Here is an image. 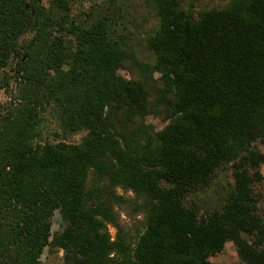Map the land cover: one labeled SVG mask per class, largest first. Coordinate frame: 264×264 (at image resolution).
<instances>
[{"label":"trees","instance_id":"16d2710c","mask_svg":"<svg viewBox=\"0 0 264 264\" xmlns=\"http://www.w3.org/2000/svg\"><path fill=\"white\" fill-rule=\"evenodd\" d=\"M70 1L0 0V72L14 66L0 78V264H40L46 247L61 251L59 264H209L226 242L241 264H264L253 192L264 166L253 147L264 139V0L196 14L179 0H141L154 19L142 61L128 31L138 30L135 0L75 16ZM126 64L159 74L156 97L117 74ZM159 108L167 123L153 132L142 120ZM223 167L231 185L200 215L188 197ZM116 187L143 198L133 242L113 212Z\"/></svg>","mask_w":264,"mask_h":264},{"label":"rangeland","instance_id":"374dc122","mask_svg":"<svg viewBox=\"0 0 264 264\" xmlns=\"http://www.w3.org/2000/svg\"><path fill=\"white\" fill-rule=\"evenodd\" d=\"M102 0H72L69 3L70 13L75 16L88 9L92 2L97 3ZM230 0H179V6L184 11H189L196 14L201 11L210 9L224 8ZM138 7V18L136 19V25L138 30L131 25L128 26V31L134 36V42L137 45L138 60H146L149 54L143 49V37L150 32L154 25V19L151 16V12L144 8L141 0L134 1ZM43 5L46 4L45 0H41ZM132 36V37H133ZM153 63V59L150 63ZM151 63V64H152ZM13 63H10L2 72H0V78L8 79L10 70L13 68ZM117 74L123 79H141L145 81L148 87H151V94L156 97V90H159L162 83L159 81V74L154 72L152 75L147 74L145 77H140L138 70L130 65L126 64L124 67L117 70ZM9 85H12V81H9ZM9 95L7 92L0 91V104L5 105L8 103ZM165 113L159 109H155L153 113H149L144 116L142 125L149 127L153 132L159 131L166 125L167 119ZM51 120L47 119L42 129V138L48 141L52 140L50 127ZM83 133L72 134L67 137V143H77ZM253 147L261 153H264V139L262 141L255 142ZM259 171L262 175V180L253 186L254 196L258 200L257 214L264 220V166H260ZM215 180L209 188L204 189L198 193H193L188 197V200L195 203L198 206L200 215H204L207 211L213 208H217L218 199L223 197L227 186L231 185L230 173L226 167H223L216 173ZM113 193L119 197L113 205V212L117 216L118 224L121 229V236L126 241L133 242L137 235L143 231L144 226V210H143V198L135 195L132 191L126 190L121 187H116ZM61 230V221L57 211L53 212L50 218V234H56ZM107 233L110 239L113 238L115 230L113 227L107 225ZM62 253L57 249L44 248L40 256V264H59L61 262ZM209 264H241L239 258L235 253L234 246L230 242H226L223 245V249L220 253L208 257Z\"/></svg>","mask_w":264,"mask_h":264},{"label":"water","instance_id":"95a60500","mask_svg":"<svg viewBox=\"0 0 264 264\" xmlns=\"http://www.w3.org/2000/svg\"><path fill=\"white\" fill-rule=\"evenodd\" d=\"M25 9H27V6H25Z\"/></svg>","mask_w":264,"mask_h":264}]
</instances>
